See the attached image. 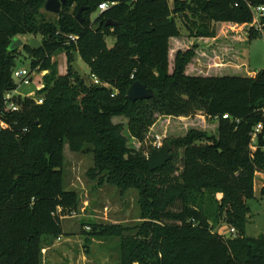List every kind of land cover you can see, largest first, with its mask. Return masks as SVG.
Listing matches in <instances>:
<instances>
[{
  "label": "trees",
  "instance_id": "trees-1",
  "mask_svg": "<svg viewBox=\"0 0 264 264\" xmlns=\"http://www.w3.org/2000/svg\"><path fill=\"white\" fill-rule=\"evenodd\" d=\"M45 1L0 0V122L7 125L0 127V264H41L44 245L63 233V214L77 208V192L64 187L65 145L92 155L89 179L137 194V226L93 225L90 232L119 238V264H264V235L245 232L255 172L264 171V69L194 65L201 48L229 41L225 33H234L230 48L239 57L259 32L251 8L264 0H66L55 21L45 18ZM101 2L114 4L98 12ZM80 7L82 22L75 19ZM19 35L40 37L38 48L24 44L21 53L31 70L47 73L36 94L42 103L16 96L19 110L11 111L4 97L17 88L18 51L8 45ZM106 36L115 38L111 47ZM58 50L66 55L63 75L52 61ZM73 52L87 65L86 77L73 70ZM135 81L153 96L130 101ZM194 115L215 122V131L191 127L150 140L162 119ZM165 141L170 160L150 170L147 157ZM259 193L264 197V184Z\"/></svg>",
  "mask_w": 264,
  "mask_h": 264
},
{
  "label": "rangeland",
  "instance_id": "rangeland-1",
  "mask_svg": "<svg viewBox=\"0 0 264 264\" xmlns=\"http://www.w3.org/2000/svg\"><path fill=\"white\" fill-rule=\"evenodd\" d=\"M73 8L74 5L71 6L69 12H72ZM42 12H45L47 20L55 21L57 18V15L53 13H46L45 10ZM97 15V11L93 12L91 20L95 19ZM176 21L180 27L181 34L186 36L187 33L179 18ZM217 29H219L218 26ZM233 34L225 33L229 44L224 42V40L217 41L214 47L207 49V51L205 50L206 53L208 52L207 54L213 57L216 63H219L220 58L222 59V56L226 54L224 58L229 57L230 61L233 60L232 62L240 63L242 70L246 72L264 69L263 26L249 42L241 46L239 57H237L238 53H234L235 49L230 48L235 44L233 37H231ZM17 37H20L24 44L32 38L28 35H19ZM36 39L40 40V37L37 36ZM105 39L108 47H111L115 42V38L112 36H106ZM223 45L229 46V54L223 48ZM15 50L18 51L16 68L27 70L31 76L29 84L16 81L18 86L15 89V93L22 99L31 98L35 100L39 98L36 94L43 86L42 77L47 71L37 72V70H31L30 56L26 57L24 56L25 54L21 53L22 47H17ZM210 56L209 58H211ZM52 61L56 64L57 72L60 75L65 74L67 68L65 52L63 50L54 52ZM210 64L214 65L212 62ZM71 66L81 77H86L89 73L87 65L81 60L77 52H73ZM212 66H210L211 69L213 68ZM202 68L203 71L208 70L206 64ZM30 94H33V97H29ZM214 123L197 115L185 120L162 119L161 122L159 121L154 126L155 129L151 132L149 138L152 140L153 134L158 132L165 134V137L183 135L191 127L214 132L216 127L213 125ZM129 144L138 148V144L135 141L130 140ZM92 164L91 154L74 153L68 149L67 145L64 146V187L77 192L79 203L76 209L63 214L61 220L65 233L60 235V240L55 238L44 245L41 253V264H119V238L95 236L90 233L93 230L92 226L120 225L133 228L140 223V210L136 192L128 191L122 194L119 189L112 185L98 183V179H89L86 172ZM263 184L264 179H261L259 175H255L254 198L248 202L250 213L245 229L246 235L251 237L264 235V197H261L259 193V188ZM216 230L225 235H232L227 226H217ZM124 234H134V231H125Z\"/></svg>",
  "mask_w": 264,
  "mask_h": 264
},
{
  "label": "water",
  "instance_id": "water-1",
  "mask_svg": "<svg viewBox=\"0 0 264 264\" xmlns=\"http://www.w3.org/2000/svg\"><path fill=\"white\" fill-rule=\"evenodd\" d=\"M66 3V0H46L44 3V10L49 13L58 14L61 10V7ZM85 7H80L77 12L75 19L78 22L83 21L82 11ZM111 24V22H107V25ZM100 26L98 23L94 30H97ZM32 48H38L40 43L38 40L34 38H30L26 43ZM24 42L20 37H14L10 44L8 45V50L13 51L17 47H22ZM153 96V91L150 88H147L144 84L139 81L133 82L127 90V98L134 102L136 100L149 99ZM171 146L168 142H164L162 146L158 149L154 148L149 156L147 157V162L150 170H156L163 167L171 158Z\"/></svg>",
  "mask_w": 264,
  "mask_h": 264
},
{
  "label": "built area",
  "instance_id": "built-area-1",
  "mask_svg": "<svg viewBox=\"0 0 264 264\" xmlns=\"http://www.w3.org/2000/svg\"><path fill=\"white\" fill-rule=\"evenodd\" d=\"M114 2H101L98 4V8L97 11L101 12L104 11L105 9H107L110 5H113ZM254 18H255V22H256V27L258 30H261L262 28V24L260 23V18L262 16H264V5H260V6H256L251 8ZM70 41H74L77 37L74 35H69L68 36ZM12 78L13 80L19 81V83H24V84H29L31 76L29 74V72L25 69H17L15 68L12 72ZM93 82L95 84H98V79L96 77H92ZM18 86V85H17ZM43 87V86H42ZM41 87V88H42ZM16 96H19L15 93V90L11 91V92H7L5 97H4V101H5V105L6 108L11 110V111H17L19 110V104L16 102ZM29 97H33V94H30ZM36 104H41L42 103V98H36L35 100ZM262 112L264 114V107L262 109ZM223 119H227L229 118L227 114H224L222 116ZM238 120H236L237 122ZM0 127L1 128H7V125H5V123L0 122ZM262 124L258 123L253 127L252 132L250 133V151L254 152L257 149V137L258 135L262 132ZM264 139V138H263ZM162 145L159 143L156 144V149L160 148ZM264 150V147H263ZM255 175H259L261 177V179H264V171H256ZM229 231L233 234L235 232L234 228H230Z\"/></svg>",
  "mask_w": 264,
  "mask_h": 264
},
{
  "label": "crops",
  "instance_id": "crops-1",
  "mask_svg": "<svg viewBox=\"0 0 264 264\" xmlns=\"http://www.w3.org/2000/svg\"><path fill=\"white\" fill-rule=\"evenodd\" d=\"M262 26L264 28V24H262ZM207 49H210V48H201L199 50V52L197 51V56H196V60H195V64H194V65H196L197 69L202 70L203 69L202 68L203 65L206 64L207 65V69L209 70V67L212 65V64H210L211 62L214 63V64H217V65H223L224 67H227L229 65L241 66L240 63L238 64V63H235V62L233 63V62L227 61L228 57L224 58V55H226V54H224L222 56V59L220 58V56L217 55V57L220 58V60H219V63H216L215 59L213 57H211L209 54H207L208 52L206 53ZM226 51L229 54V52H228L229 50H226ZM209 56L211 58H209ZM214 57H216V56H214ZM198 65H200V66H198ZM208 70H206V71H208ZM62 231H63L62 234H64L65 231L63 229V223H62ZM58 240H60V237L58 238Z\"/></svg>",
  "mask_w": 264,
  "mask_h": 264
}]
</instances>
